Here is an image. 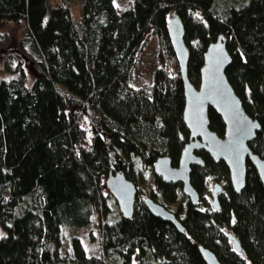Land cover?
Masks as SVG:
<instances>
[{"label": "trees", "instance_id": "obj_1", "mask_svg": "<svg viewBox=\"0 0 264 264\" xmlns=\"http://www.w3.org/2000/svg\"><path fill=\"white\" fill-rule=\"evenodd\" d=\"M0 0V24L22 23L38 74L30 86L20 67L0 80V264H206L199 247L220 264H264V188L246 161L245 186L235 193L229 170L198 150L189 182L153 173L158 158L177 167L190 141L183 122L180 68L166 25H183L186 77L197 88L204 54L219 36L231 58L225 76L260 131L248 146L264 160V0L217 9V0ZM72 2L80 10L76 21ZM160 39L150 87L133 88L140 49ZM209 128L223 137L220 116ZM121 171L136 188L133 214L113 212L104 180ZM151 178L152 187H145ZM210 183H221L218 209ZM151 199L175 216L179 233L150 214ZM101 218L102 255L89 256L73 238L62 253V227L84 228ZM231 235L240 252L234 250Z\"/></svg>", "mask_w": 264, "mask_h": 264}, {"label": "water", "instance_id": "obj_2", "mask_svg": "<svg viewBox=\"0 0 264 264\" xmlns=\"http://www.w3.org/2000/svg\"><path fill=\"white\" fill-rule=\"evenodd\" d=\"M166 30L180 68L184 95L183 122L189 132L190 141L184 146L177 167H171L169 158L161 157L154 163L153 173L164 183H180L183 195L196 205L199 196L190 185L189 173L191 166L202 164L201 158L195 152L203 150L214 161L224 162L235 193H240L245 186L247 160L255 169L264 188V160L253 154L248 146L260 131V126L244 112L239 98L226 79L225 70L231 58L225 49V41L219 36L216 42L209 45L200 70V82L195 88L186 77L188 52L183 41L184 29L181 20L177 16L170 17ZM209 108L223 121L225 132L222 138L209 128ZM105 186L121 216L130 219L135 201V185L121 171H117L106 178ZM220 190L221 186L218 184L212 189V207L215 210L218 209L217 194ZM144 204L151 215L169 223L177 232H183L175 216L161 205L151 199H145ZM228 239L239 253L237 241L231 235H228ZM199 252L206 264H220L207 249L199 247Z\"/></svg>", "mask_w": 264, "mask_h": 264}, {"label": "rangeland", "instance_id": "obj_3", "mask_svg": "<svg viewBox=\"0 0 264 264\" xmlns=\"http://www.w3.org/2000/svg\"><path fill=\"white\" fill-rule=\"evenodd\" d=\"M60 1V0H56ZM133 0H116L115 6L121 11L127 9ZM244 0H217L216 6L218 10L224 7L236 6ZM71 12L73 18L78 21L80 18V10L76 2H72ZM24 37V29L22 23H1L0 24V80H7L13 76L5 69L8 63L11 68L20 67L24 73L27 85L30 86L38 74L36 59L32 51L25 45V50L20 48V42ZM160 48V39L156 35L150 36L146 44L140 49L137 58V65L134 72L133 88L150 87L152 85L153 72L158 66V51ZM106 180V179H105ZM104 180V182H105ZM221 183H210L209 190L212 192L213 187ZM145 187H152V180L149 178ZM212 203V197H207ZM109 206L113 212H116L117 205L115 201L109 200ZM101 218L94 214L90 224L84 228L62 227V253L64 255L71 253V241L78 238L89 256L102 255L101 243Z\"/></svg>", "mask_w": 264, "mask_h": 264}]
</instances>
